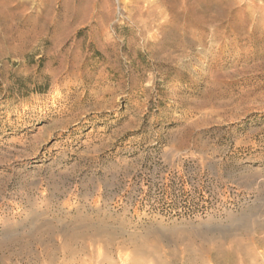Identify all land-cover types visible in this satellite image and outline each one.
<instances>
[{"label":"rangeland","instance_id":"374dc122","mask_svg":"<svg viewBox=\"0 0 264 264\" xmlns=\"http://www.w3.org/2000/svg\"><path fill=\"white\" fill-rule=\"evenodd\" d=\"M263 238L264 0H0V264H264Z\"/></svg>","mask_w":264,"mask_h":264},{"label":"bare ground","instance_id":"6f19581e","mask_svg":"<svg viewBox=\"0 0 264 264\" xmlns=\"http://www.w3.org/2000/svg\"><path fill=\"white\" fill-rule=\"evenodd\" d=\"M8 236V235H7ZM11 236H9L8 238H10ZM264 239V238H263ZM41 251V250H40ZM261 253V252H260Z\"/></svg>","mask_w":264,"mask_h":264}]
</instances>
